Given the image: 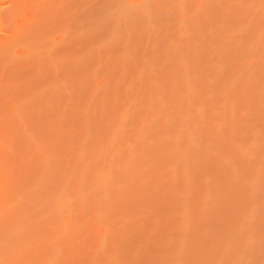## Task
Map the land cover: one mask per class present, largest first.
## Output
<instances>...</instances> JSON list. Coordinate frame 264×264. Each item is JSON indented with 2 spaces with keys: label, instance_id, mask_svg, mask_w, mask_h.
I'll return each mask as SVG.
<instances>
[{
  "label": "rangeland",
  "instance_id": "rangeland-1",
  "mask_svg": "<svg viewBox=\"0 0 264 264\" xmlns=\"http://www.w3.org/2000/svg\"><path fill=\"white\" fill-rule=\"evenodd\" d=\"M197 1L18 0L1 7L11 24L24 21L23 10L33 13L18 35L0 32V138L11 139H0L7 144L0 147L16 153L0 156L2 177L10 179L0 195V264H42L44 247L35 251L58 239L65 197L67 212L79 214L76 232L59 239L58 262L49 264H264V0ZM174 30L177 41L169 38ZM182 110L199 129L189 146L166 131ZM219 119L223 125L213 131L210 123ZM126 156L138 168L129 164L132 172L123 176ZM107 166L108 180L120 187L108 188L114 213L104 218L126 212L129 219L107 218L98 245L85 221L93 195L86 198L90 187L102 186L96 176Z\"/></svg>",
  "mask_w": 264,
  "mask_h": 264
},
{
  "label": "bare ground",
  "instance_id": "bare-ground-1",
  "mask_svg": "<svg viewBox=\"0 0 264 264\" xmlns=\"http://www.w3.org/2000/svg\"><path fill=\"white\" fill-rule=\"evenodd\" d=\"M17 1H18V0H0V32H1V33L4 32V33H5L4 35L8 34V32H9L10 34H11V33H12V34L15 33V30L17 29V27H20V25H22V23H23L24 21H25V22H24L25 24H24V23H23V24H24L25 26L29 24V23L26 24V20H28V22L30 21V16H29V15L32 14L33 12L30 13V14L28 15V14H27L28 9H27V11H24V10L22 11L23 15H22V13H21V17H20V19L22 18L21 20H23V18H24V21H23V22H22V21H17L18 19H17V20L15 19V20H16V21L14 22L15 24H13V23L11 24V21H10V23H8V21H7V23L4 21V19H3L2 16H5V15H3V12H1V11H2V10H1V7H2V9H4V8H3V5H4V4H8L7 7L11 6V8H12V6L14 7V5L17 4V3H16ZM133 1H136V2H137V1H141V0H133ZM198 1H199V2H198ZM198 1H197V2H198L199 5H200V0H198ZM201 1H202V0H201ZM197 2H196V4H198ZM212 2H213V1H212ZM240 2H241V0L239 1V3H240ZM206 4H207V3H206ZM179 5H181V3H180ZM4 6H5V5H4ZM202 6H203V5H202ZM196 7H198V5H196ZM179 8H181V6H179ZM5 9H6V7H5ZM8 9H9V8H8ZM177 9H178V6H177ZM25 10H26V9H25ZM9 12H10V11H9ZM29 12H30V11H29ZM178 12H179V10H178ZM240 12H241V11H240ZM240 12H239V13H240ZM24 13H25V14H24ZM179 13H180V12H179ZM239 13H238V14H239ZM244 13H245V11H244ZM4 14H5V13H4ZM26 14H27V15H26ZM247 14H248V12H247ZM245 15H246V14H245ZM31 16L34 17V15H31ZM182 16H183V15H182ZM182 16H181V20L179 19V21H183V20H182ZM27 17H29V19H25V18H27ZM183 17H184V16H183ZM35 19H36V17H35ZM183 19H184V18H183ZM12 21H13V20H12ZM31 21H32V19H31ZM33 21H34V18H33ZM33 21H32V22H33ZM35 21H37V19H36ZM35 21H34L32 24H34ZM262 21H263V19H262ZM239 22H240V21H239ZM262 23H263V22H262ZM7 24H10V25H7ZM32 24H31V25H32ZM245 24H246V23H245ZM258 25H259V24H258ZM28 28H31V26H29V27L27 26V28L25 27L26 30H27ZM21 29L24 30V27H23V28L20 27V30H21ZM18 30H19V28H18ZM22 30H21V31H22ZM175 30H176V29H175ZM175 30H174V32H175ZM12 31H13V32H12ZM91 31H92V30H91ZM6 32H7V33H6ZM23 32H25V31H23ZM92 32H93V31H92ZM174 32H173V34L170 33L172 37L170 36L169 38H171V39H172V38L175 39V38H174V35H175V36L180 35V34H178V33H176V32L174 33ZM177 32H179V29H178ZM262 32H263V31H262ZM25 33H26V32H25ZM179 33H180V32H179ZM257 33H258V32H257ZM12 34H11V35H12ZM15 34L18 35L17 31H16ZM15 34H14V35H15ZM22 34H23V33H22ZM170 34H169V35H170ZM251 34H252V33H251ZM259 34H260V32H259ZM261 34H262V33H261ZM4 35H2V36H4ZM14 35H13V36H14ZM16 35H15V36H16ZM7 36H8V35H7ZM9 36H10V35H9ZM13 36H12V37H13ZM15 36H14V37H15ZM91 36L93 37L92 34H91ZM167 36H168V35H167ZM252 36H253V35H252ZM21 37H22V36H21ZM96 37H97V36H96ZM1 38H2V37H1ZM6 38H8V37H6ZM10 38H11V37H10ZM53 38H55V37H53ZM53 38H52V39H53ZM80 38H81V37H80ZM80 38H79V39H80ZM84 38L87 39V40H85V41L87 42V44H88L89 41L91 42V40H92V39H89V41H88V38H89L88 36L83 37L82 39H84ZM93 38H94V37H93ZM169 38L166 39L167 42H169V41H168ZM178 38H179V37L177 36L175 40L177 41ZM3 39H4V38H3ZM82 39H80V40H81L83 43H81V41H80V42L78 41V42L85 46L86 42H85V44H84V41H83ZM163 39H164V38H163ZM241 39L243 40V38H241ZM11 40H13V38H11ZM0 41H1V40H0ZM96 41H97V40H96ZM176 41H173V43L176 42ZM235 41H236V40H235ZM12 42H13V41H12ZM92 42H93V41H92ZM162 42H165V40L162 41ZM167 42H166V44H167ZM242 42H243V41H242ZM242 42H241V43H242ZM252 42H253V41H252ZM94 43H95V42H94ZM169 43H170V42H169ZM232 43H233V42H232ZM89 44H90V43H89ZM163 44H165V43H163ZM163 44H162V45H163ZM172 45H173V44H172ZM84 46H83V47H84ZM222 46H223V45H222ZM250 46H251V45H250ZM250 46H249V47H250ZM13 47H14V46H13ZM81 47H82V46H81ZM83 47H82V49H83ZM85 47H86V46H85ZM90 47H92V46H90ZM167 47H169V46H167ZM10 48H11V47H10ZM172 48H173V47H172ZM82 49H81V50H82ZM249 49H250V48H249ZM78 50H79V49H78ZM78 50H77V51H78ZM170 50H171V49L169 48V51H170ZM173 50H174V48H173L171 51H173ZM7 51H8V50H7ZM10 51H11V50H10ZM82 51H83V50H82ZM90 51H91V50H90ZM249 51H250V50H249ZM251 52H252V51H251ZM5 53H6V52H5ZM89 53H90V52H89ZM173 53H174V52H173ZM73 54H77V55H76L77 58H79V57H81V56L83 55V53H82L81 51H79L78 53H76V52L74 51ZM231 54H232V53H231ZM235 54H236V53H235ZM4 55H5V54H4ZM11 55H12V54H11ZM86 55H87V54H86ZM2 56H3V55H2ZM71 56L74 57L75 55H72V54H71ZM230 56L232 57V55H230ZM5 57H6V56H5ZM7 57H8V56H7ZM66 57H70V55H69V56L67 55ZM87 57H89V54H88ZM90 57H92V56H90ZM122 57H123V56H122ZM231 57H230V58H231ZM243 57H244V56H243ZM9 58H10V57H9ZM81 58H82V57H81ZM81 58H80V59H81ZM83 58H84V57H83ZM235 58H236V57H235ZM68 59H69V58H68ZM70 59H72V58H70ZM70 59H69V60H70ZM89 59H91V58H89ZM89 59H88V60H89ZM127 59H128V58H127ZM231 59H233V58H231ZM237 59H238V57H237ZM237 59H236V60H237ZM239 59H240V58H239ZM242 59H243V58H242ZM93 60H94V59H93ZM93 60H91V61H93ZM119 60H120V59H118L117 61L119 62ZM123 60H124V59H123ZM123 60H122V61H123ZM84 61H85V59L83 60V62H84ZM117 61H116V64H117ZM122 61H120V62H122ZM126 61H127V60H126ZM80 62L82 63V61H80ZM180 62H181V61H180ZM180 62H179V63H180ZM185 62H186V61H185ZM81 63H80V64H81ZM90 63H91V62H90ZM93 63H94V62H92V64H93ZM88 64H89V61H88V63H87V66H89ZM111 64H112V63H111ZM186 64H188V63L186 62ZM186 64L183 63V64H181V66L183 67V65H184V67H185V66L187 67ZM91 66H92V65H91ZM188 66H189V65H188ZM142 67H143V66H142ZM144 67H145V66H144ZM182 67H181V68H182ZM184 67H183V69H182L183 71H184ZM186 67H185V68H186ZM89 68H90V67H89ZM138 68H139V67H138ZM144 69L146 70V68H144ZM174 69H176V67H175ZM147 70H149V69H147ZM177 70H178V69H177ZM185 70H187V69H185ZM142 71H143V70H142ZM179 71H180V70H179ZM171 72H172V70H171ZM90 74H92V73L90 72ZM145 75H146V74H145ZM156 76H157V75H156ZM149 77L151 78L150 75H149ZM87 78H88V77H87ZM92 78H93V77H92ZM146 78H147V77H146ZM150 78H149V79H150ZM152 78H153V77H152ZM155 78H156V77H154V81L156 80ZM29 81H30V80H29ZM86 81H87V80H86ZM86 81H85V82H86ZM89 81H90V80H89ZM92 81H93V80H92ZM27 82H28V81H27ZM94 82H96V80H95ZM97 82L99 83V81H97ZM144 82H145V81H144ZM161 82H162V81H161ZM183 82H184V81H183ZM89 83H90V82H89ZM100 83H101V81H100ZM27 84H28V83H27ZM85 84H86V83H85ZM92 84H93V83H91V85L88 84L87 87H90V88L92 89ZM95 84H96V83H95ZM146 84H147V82H146ZM23 85H25V84H23ZM23 85H22V86H23ZM28 85H29V84H28ZM86 85H87V84H86ZM96 85H98V84H96ZM32 86L34 87L35 85H31V87H32ZM94 86H95V85H94ZM94 86H93V87H94ZM99 86H100V85H99ZM99 86H98V87H99ZM96 87H97V86H96ZM108 87H109V85H108ZM29 88H30V87H29ZM40 88L43 90V88H42L41 86H40ZM109 88H111L110 90H112V87H109ZM179 88H180V87H179ZM95 89H96V88H95ZM30 90H31V88H30ZM30 90H29V91H30ZM38 90H39V87H38ZM38 90L36 89L35 91H36L39 95H42V92H43V91L40 92V90H39V91H38ZM106 90H108V89H106ZM26 91L28 92V89H27ZM44 91H45V90H44ZM104 91H105V90H104ZM25 94H26V93H25ZM29 94H30V93H29ZM31 95H32L33 97H36V96H34V95H36V93L34 94V91H33V94H31ZM48 95H49V94H48ZM67 95H68V94H67ZM67 95H66V97H68ZM22 96H23V95H22ZM26 96H27V95H26ZM32 96H29L28 98H30V97H32ZM52 96H53V95H52ZM54 96H55V95H54ZM57 96H58V95H57ZM57 96H56V99H60L61 97H64L63 94L61 95V97H58V98H57ZM70 96H71V95H70ZM19 97H20V96H19ZM37 97H38V95H37ZM46 97H47V96H46ZM71 97H72V96H71ZM13 98H16V97H13ZM40 98H41V97H40ZM50 98H51V97H50ZM54 98H55V97H53V99H54ZM64 98H65V97H64ZM88 98H90V97L88 96ZM98 98H99V97H98ZM180 98H181V97H180ZM38 99H39V98H38ZM14 100H15V99H14ZM51 100H52V99H51ZM22 101H23V103H24L23 98H22ZM22 101H21V102H22ZM27 101H28V100H27ZM41 101H43V100H41ZM53 101H54V100H53ZM55 101H56V100H55ZM61 101H62V98H61ZM11 102H14V101H11ZM11 102H10V104L12 105ZM19 102H20V101H19ZM57 102H58V101H57ZM59 102H60V101H59ZM59 102H58V103H59ZM17 103H18V101H17ZM38 103H39V102H38ZM40 103H41V102H40ZM14 104H15V103H14ZM18 104H19V103H18ZM82 105H83V104H82ZM14 106H18V105H12V107H14ZM12 107H10V108H12ZM82 107H84V106H81V108H82ZM255 107H256V106H254V108H255ZM81 108H80V109H81ZM85 108H86V107H85ZM12 110H13V108H12ZM180 111H181V110H180ZM196 111H197L198 113H203V112H204L203 109L200 108V107H196ZM254 112H255V111H254ZM178 115H179V113H178ZM188 116H189V115H188V112L185 111V110H184V111L182 110V113L179 115L178 119H176L177 123L175 124V126H174L173 128H167V129H170V130H166L170 135L172 134V135L175 137V139L177 138L179 141H180V140H181V141H183V140L186 141V142H187V145H188L189 143H190V144H193V143H191V142L193 141V140H191V139H194V140L196 141L195 136H197V134H198V132H199V129H198L197 127H195V126H193V125H191V124L189 123V118H188ZM0 124H1V122H0ZM221 124H222V123H221V120H220V119H219V120H212L211 123H210V126H211L210 128H212L213 131H219V130L221 129V126L223 125V124H222V125H221ZM2 125H3V124H2ZM173 125H174V124H173ZM170 126H171V125H170ZM114 128H115V127H114ZM163 129H164V128H163ZM223 130H224V129H223ZM223 130H222V131H223ZM109 131H110V130H109ZM109 131H108V132H109ZM112 131H113V129H112ZM162 131H163V130H162ZM166 131H164V133H166V134L168 135V133H167ZM248 131H249V130H248ZM223 132H224V131H223ZM111 133H112V132H111ZM249 133H250V132H249ZM249 133H248V134H249ZM250 134H251V133H250ZM199 135H200V134H199ZM5 136H6V135H5ZM108 136H109V135H108ZM108 136H107V138H108ZM167 137H168V136H167ZM171 137H172V136H171ZM174 137H173V138H174ZM197 137H198V136H197ZM197 137H196V138H197ZM252 138H253V137L251 136L250 140H251ZM0 139H2V138H0ZM171 139H172V138H171ZM177 139H176V141H177ZM10 140H11V139H9L8 141H5L4 138H3L2 141H1V140H0V141L3 143V141H5V142H9ZM24 140H25V139H24ZM197 140H198V139H197ZM253 140H254V138H253ZM19 141H20V142H19L20 145H21V142H22V143H25L23 140H22V141L19 140ZM107 141H108V140H107ZM172 141H174V140H172ZM189 141H190V142H189ZM5 142H4L3 145H2V143H0V146H2V147H3L4 145L7 146V144H6ZM12 142H13V140H12ZM12 142H11V143H12ZM26 142H27V141H26ZM174 142H175V141H174ZM174 142H173V143H174ZM188 142H189V143H188ZM208 142H209V141H208ZM16 143H18V142H15V144H16ZM19 143H18V144H19ZM251 143H252V141H251ZM9 144H10V142H9ZM9 144H8V146H9ZM165 144H166V143H165ZM165 144H164V145H165ZM181 144H182V143H180V146H181ZM183 144H184V143H183ZM190 144H189V145H190ZM196 144H197V143H196ZM207 144H208V143H207ZM249 144H250V143H249ZM23 145H24V144H23ZM23 145H22V146H23ZM168 145H169V143H168ZM177 145H178V144H177ZM185 145H186V143H185ZM185 145H184V146L182 145L183 148L179 146L180 148L177 149V150H180L179 152H181V150H182V152H184L183 150L187 149V147L189 146V145H188V146H185ZM6 146L4 147L3 150H2V147H0V156L2 155V154H1V150H2L3 152H5V155H6V153H7V155L5 156L6 158L10 157V155H11V157H12L13 154H16V153H13V151H14V150H12L13 147H12V148H9L10 150H12V151H10V152H12V153L8 152L9 149H8L7 151H5V149H7ZM11 146H14V145H11ZM11 146H10V147H11ZM26 146H27V144H26ZM161 146H162V144H161L159 147H161ZM169 146H172V145H169ZM169 146H168V147L165 146V147H167V149H169V148H170ZM175 146H176V144H175ZM175 146H174V147H175ZM197 146H198V145H197ZM162 147H163V146H162ZM191 147H194V145L191 146ZM21 148H24V147H21ZM25 148H26V147H25ZM171 148H172V147H171ZM196 148H198V147H196ZM155 149H157V152H159V151H164V150H161V148L159 149V151H158V148H155ZM162 149H163V148H162ZM175 149H176V148H175ZM192 149H193V148H192ZM28 150H29V149H28ZM28 150H27V153H28ZM152 150H153V149H152ZM169 150H170V149H169ZM177 150L174 151V152L179 153ZM193 150H194V149H193ZM130 151H131V150H130ZM134 151H135V150H134ZM137 151H138V150H137ZM186 151H187V150H186ZM189 151H190V150H189ZM194 151H196V149H195ZM21 152H22V150H21ZM154 152H155V151H154ZM157 152H156V153H157ZM164 152H165V151H164ZM182 152H181V153H182ZM187 152H188V151H187ZM187 152H186V153H187ZM8 153H9V154H8ZM22 153H23V152H22ZM135 153H137V152L135 151ZM156 153H155V154H156ZM160 153L162 154L163 152H160ZM168 153H170V152H168ZM181 153H180V154H181ZM188 153H189V152H188ZM3 154H4V153H3ZM17 154H19V153H17ZM163 154H164V153H163ZM163 154H162V156H163ZM180 154H179V155H180ZM24 155H25V154H23L22 156H24ZM26 155H27V154H26ZM26 155H25V156H26ZM89 155H90V154H89ZM89 155H88V156H89ZM94 155H95V154H94ZM159 155H160V154H159ZM159 155H158V156H159ZM189 155H192V153L189 154ZM189 155L187 154V156H189ZM193 155H195V157H196V153L193 154ZM193 155H192V156H193ZM2 156H3V155H2ZM7 156H8V157H7ZM15 156H16V155H15ZM92 156H93V155H92ZM92 156H91V158H90V157H89V158H90L91 160L94 161L93 163H96L97 161H95V160H96L95 158H97V157L95 156V158H94V157H92ZM130 156H131V155H130ZM183 156H184V154H183ZM192 156H190V157H192ZM127 157H128V156H126V159H125V160H124V159L122 160V164H121L120 162H119L120 165L117 163V164L119 165V167L121 166L120 168H118V170H119V172L121 173V175L123 174V176L126 175L127 173H131V172H132V170L130 169V168H132V166H130L129 164H131V165L134 164V165H135V163H137V162H135V161H132V160H135V159H131V158H127ZM190 157H189V158H190ZM225 157L227 158V156H225ZM2 158H4V157H2ZM89 158H88V159H89ZM92 158H93V159H92ZM135 158H136V157H135ZM167 158H168V157H167ZM184 158H185V157H184ZM222 158H223V157H222ZM226 158H223V159L225 160ZM98 159H99V158H98ZM136 159H140V158H136ZM159 159H160V158H159ZM187 159H188V158H187ZM192 159H193V157H192ZM4 160H5V158H4ZM91 160H90V161H91ZM155 160H157V159H155ZM161 160H162V159H161ZM166 160L169 161V159H166ZM166 160L164 161V159H163L162 161H164L165 163H167ZM1 161H2V160L0 159V195H4L3 193H4V191L6 190L5 188L9 186V185H6V184H7V183H10V179H9V182H7V183H6V181H4V179H6V178H4V177H6V175L2 177V173H1V170H2V162H1ZM84 161H86V160H84ZM90 161H88V162H90ZM101 161H102V160H99V162H97V164H98V163L102 164ZM140 161H141V160H140ZM142 161H143V160H142ZM148 162H149V161H148ZM169 162H170V161H169ZM175 162H176V161H175ZM6 163H7V162H6ZM90 163H91V162H90ZM142 163H143V162H142ZM155 163H156V162H155ZM157 163H158V162H157ZM97 164H96V165H97ZM100 164H99V165H100ZM115 164H116V163H115ZM138 164H139V163H138ZM138 164H137V165H138ZM143 164H144V163H143ZM170 164H171V163H170ZM177 164H178V163L174 164V166H172V167L175 168V165H177ZM145 165H147V164H145ZM151 165H152V164H151ZM159 165H160V164H159ZM255 165H257V164L255 163ZM140 166H141V164H140ZM153 166H154V165H153ZM156 166H157V165H156ZM156 166H155V167H156ZM169 166H170V165H169ZM182 166H183V164H182ZM182 166H181V168H183ZM248 166H249V164H248ZM107 167H108V166H107ZM117 167H118V166H116L115 168L117 169ZM135 167L138 168V166H136V165H135ZM146 167H147V166H146ZM163 167H164V166H163ZM167 167H168V164H167ZM167 167H166V168H167ZM176 167H177V166H176ZM186 167H187V166H186ZM253 167H255V166H253ZM256 167H257V169L259 170L258 165H257ZM109 168H110V167H108L107 171H105L106 169H105V170L102 169V170H104V172L101 170L103 173L100 172V173H98L99 175L96 176V177H97V180H96V181L99 182V183L102 185V186H100L99 189H96V190H95V189H91V187H90V190H94V191H93L92 193H89V191H90L89 188H87L89 191L85 189V187H87L86 184H85V187H84V189L86 190V192H88L89 194H91V195H89V199L86 198V200H87V201L91 200V197H90V196L93 195V196H92V198H93V199H92V200H93V203H92V202H89V203H88V204H91V210H92V211H91V212H92L91 214H92V215H91V216L89 217V219H87V220L84 218V216H83V218L85 219L86 224L90 226V227H89V228H91L90 231H93V233H92V237L94 236V239H95V240H99V241H98V245H99L100 239H102V237H103L104 239L106 238V237H104L103 235L107 233V232H106V229L109 227V226H108L109 224L107 225V221H108V223H110V222L112 221V220L110 219V217H111V218L114 217V219H124V216H123V215L126 214V212H125V214H122V215L119 213L117 216H116V215H112V216H111V214H110V217H109V216L107 217L108 219L111 220L110 222H109V220H107V218H106V219L104 218V217H105L104 215L108 214V212H110V213H114L113 210L110 209V208H111V206H110L111 204H110V203L112 202L113 198H110V197L107 195V194H108V193H107L108 188H110V187H112V188H116V187L118 188V187H120V184H119V186H118V182H114V181H110V180H108V178H109L108 176L110 175V172H109V171H111ZM115 168H114V169H115ZM133 168H134V167H133ZM142 168H143V167H142ZM144 168H145V166H144ZM144 168H143V169H144ZM149 168H151L150 165H149ZM156 168H157V167H156ZM158 168H159V167H158ZM160 168H161V167H160ZM169 168H170V167H169ZM181 168H180V169H181ZM3 169H4V168H3ZM116 169H115V170H116ZM120 169H121V170H120ZM140 169H141V167H140ZM147 169H148V168H147ZM170 169H171V168H170ZM187 169H188V168H187ZM187 169H185V170L187 171ZM255 169H256V168H254V170H255ZM257 169H256V170H257ZM115 170H112V171H115ZM177 170H179V168H177ZM185 170H184V168L181 169V171H182V172H181V173H182V177H184L183 180H185V179L188 178V179L186 180V181H188V180H189V176H188L187 174H184V173H186ZM232 170H233V169H232ZM256 170H255V172L259 173L258 170H257V171H256ZM116 171H117V170H116ZM136 171H137V170H135V172H136ZM143 171H144V170H143ZM171 171L174 172L175 170H171ZM171 171H170V172H171ZM233 171H234V173H235V170H233ZM98 172H99V171H98ZM137 172H138V171H137ZM144 172H145V171H144ZM147 172H148V171H147ZM161 172H162V170H161ZM172 172H171V173H172ZM202 172H203V171H202ZM101 173H102V174H101ZM114 173H115V172H114ZM120 173H117V174H120ZM139 173H140V171H139ZM141 173H142V172H141ZM141 173H140V174H141ZM148 173H149V172H148ZM187 173H188V172H187ZM199 173H200V171H198V173L195 172V176H194V174L192 173V174H193L192 177H194V179H195V178H198V176H200ZM5 174H6V173H5ZM112 174H113V172H112ZM160 174H162V173H160ZM164 174H165V173H164ZM198 174H199V175H198ZM232 174H233V173H232ZM130 175H132V174H130ZM141 175H142V174H141ZM141 175L138 176V179H139L140 177L143 176V175H142V176H141ZM148 175H149V174H148ZM154 175H155V172H154ZM197 175H198V176H197ZM203 175H204V174H203ZM111 176H112V175H111ZM151 176H152V175H151ZM196 176H197V177H196ZM8 177H9V175H8ZM8 177H7V180H8ZM12 177H14V176H12ZM12 177H11V183L15 180V179H14V180L12 181V179H13ZM125 177H126V176H125ZM134 177H135V175H134ZM134 177H133V179H134ZM160 177H161V175H160ZM182 177H181V178H182ZM203 177H204V176H203ZM233 177L235 178V174H234ZM127 178H128V177H127ZM146 178H147V177H146ZM149 178H150V177H149ZM151 178H153V177H151ZM199 178H200V177H199ZM110 179H111V178H110ZM135 179H136V178H135ZM144 179H145V177H144ZM144 179L142 178L140 182H142V181H146V179H145V180H144ZM194 179H192V180H194ZM130 180H132V179H130ZM136 180H137V179H136ZM136 180H135V181H136ZM139 180H140V179H139ZM139 180H138V181H139ZM174 180H175V179H174ZM180 180H181V179H180ZM196 180H197V179H196ZM196 180H194V181H196ZM138 181H137L136 183H138ZM157 181H158V179H157ZM123 182H124V181H123ZM129 182H130V181H129ZM133 182H134V181H133ZM154 182H155V180H154ZM167 182H168V181H167ZM244 182H245V181H244ZM80 183H82V182H80ZM80 183H79V184H80ZM125 183H127V182H125ZM136 183H135V184H136ZM147 183H148V182H147ZM149 183L151 184V182H149ZM130 184H131V183H130ZM130 184H129V185H130ZM139 184H140V183H139ZM139 184H138V185H139ZM142 184H143V183H142ZM127 185H128V184H126V186H127ZM11 186H12V185H11ZM123 186H125V185H123ZM146 186H147V185H146ZM149 186H152V185H149ZM147 187H148V186H147ZM147 187H146V188H147ZM93 188H94V187H93ZM131 188H132V187H131ZM133 188L135 189V187H133ZM143 188H144V187H143ZM121 189H123V188H121ZM129 189H130V186H129ZM140 189H141V188H140ZM85 190H84V191H85ZM7 191H8V188H7ZM9 191H10V189H9ZM135 191H137V190L135 189ZM138 191H139V190H138ZM94 192H95V193H94ZM202 193H203V195H205V192H202ZM6 194H7V193H6ZM9 195H10V194H9ZM77 195H78V194H77ZM85 195H86V193H85ZM203 195H202V196H203ZM200 196H201V195H200ZM77 197H78V196H77ZM203 197H204V199H205V196H203ZM203 197H202V198H203ZM65 198H67V197H65ZM65 198H62V199H63V200H62V203H61V202L58 203V204H61V205H59V208L57 207L58 209H60L59 211H58V209H57V212H58V215H57V217H58V221L55 223V224H58V225L55 226V229H56V231H57V235H56V236H57L58 239H55V240L51 241L50 243H48V244L45 245V246L42 245V244L39 245V248H38L39 250L37 249V251H35V254H38V253L41 251V249L44 247L45 254H44V256H43V258H42V260H41V261H42V264H49V263H51V262H55V263L58 262L57 254H58V251H60V250H59L60 248H58V247H59L58 245H61V243L59 244V242H58L59 239L62 238V237L65 238V237L69 236V235H67L66 233L69 232V234H70L71 231H73V230L76 229V228H75L76 225H77V219H76V218L78 217L79 214H77V212H76L77 216L74 217L75 215L72 214V213H73L72 211H71V212H72L71 214L67 212L66 209L70 207L69 204H70L71 202L69 203V202H68L69 200L66 201L68 198H67V199H65ZM78 198H79V200H80V198H82V197L79 196ZM202 198H201V199H202ZM83 200H84V199H83ZM83 200H82V201L80 200V202H81L82 204H83V202L85 201V200H84V201H83ZM92 200H91V201H92ZM199 200H200V199H199ZM197 201H198V200H197ZM200 201H201V200H200ZM202 202H203V201H202ZM204 202H205V201H204ZM81 203H80V204H81ZM116 203H117V202H116ZM198 203H199V202H198ZM198 203H197V204H198ZM77 204H79V203H78V199H77V203H76V205H75L76 207L78 206ZM80 204H79V205H80ZM86 204H87V203H86ZM86 204H85V202H84V204H83L81 207L83 208V206L86 205ZM112 204H113V202H112ZM202 204L205 205L206 203H202ZM70 205H71V204H70ZM73 205H74V204H73ZM115 205H116V204H115ZM198 205H199V204H198ZM200 205H201V203H200ZM68 206H69V207H68ZM116 206H118V204H117ZM79 207H80V206H79ZM84 207H85V206H84ZM88 207H90V206H88ZM113 207H114V205L112 206V208H113ZM119 207H120V206H119ZM201 207H202V206H201ZM82 208H81V209H82ZM114 208H117V207H114ZM83 209H84V208H83ZM88 209H89V208H88ZM117 209H118V208H117ZM77 210H78V209H77ZM77 210H76V211H77ZM81 211H82V210H80V213H81ZM83 211L86 212L87 210L84 209ZM115 211H116V210H115ZM123 211H124V210H123ZM69 212H70V211H69ZM117 212H118V210H117ZM117 212H115V214H116ZM121 212H122V211H121ZM78 213H79V212H78ZM74 214H75V213H74ZM84 214H85V213H84ZM84 214H83V215H84ZM87 214H88V213H87ZM87 214H86V215H87ZM80 216H82V215L80 214ZM127 217H129V215H128ZM87 218H88V217H87ZM79 219H80V218H79ZM81 219H82V218H81ZM81 219H80V221H81ZM125 219L128 220L129 218H125ZM125 219H124V220H125ZM105 220H106V221H105ZM124 220H123V221H124ZM82 221H83V220H82ZM119 222H120V221H119ZM90 224H91V225H90ZM110 224H111V223H110ZM117 224H118V221H117ZM119 224H122V223H119ZM119 224H118V225H119ZM113 225H115V223H113ZM125 225H126V224H124V226H125ZM129 225H130V224H129ZM129 225H127V226H129ZM115 226H117V225H115ZM121 226H122V225H121ZM121 226H119V227H121ZM124 226H123V228H124ZM110 229H111V228H110ZM132 229H133V228H132ZM108 230H109V229H108ZM116 230H118V229H116ZM123 230H124V229H123ZM137 230H138V229H137ZM85 231H86V230H85ZM111 231H112V230H111ZM118 231H119V230H118ZM121 231H122V230H121ZM125 231H126V229H125ZM75 232H76V230H75ZM83 232H84V231H83ZM116 233H117V232H116ZM118 233H119V232H118ZM121 233H122V232H121ZM125 233H128V232H125ZM109 234H110V233H109ZM111 234H112V233H111ZM111 234H110V235H111ZM66 235H67V236H66ZM85 235H86V234H85ZM89 235H90V234H89ZM114 235H115V234H114ZM112 236H113V235H112ZM73 237H74V236H73ZM76 237H77V236H76ZM69 238H70V237H69ZM69 238H68V239H69ZM107 238H108V235H107ZM65 239H67V238H65ZM73 239H75V238H73ZM92 239H93V238H92ZM108 239H109V238H108ZM110 239H111V237H110ZM49 240H50V239L47 238V241H49ZM61 240H62V239H61ZM70 240H71V239H70ZM66 241H67V240H66ZM66 241H65V242H66ZM72 241H73V240H72ZM83 241H84V240H83ZM63 243H64V242H63ZM69 243H70V242H69ZM77 243H78V242H77ZM101 243H102V242H101ZM75 244H76V243H75ZM103 244H104V243H103ZM94 245H95V244H94ZM97 247H98V246H97ZM69 248H70V247H69ZM89 248H90V247H89ZM70 249H71V248H70ZM68 251H70V250H68ZM105 251H106V250H105ZM106 252H108V251H106ZM106 252H105V253H106ZM110 252H111V251H110ZM14 253H16V252L14 251ZM64 253H65V252H64ZM108 253H109V252H108ZM17 254H18V252H17ZM66 254H67V253H66ZM69 254H70V253H69ZM109 254H110V253H109ZM21 255H22V254H21ZM21 255H17V256L14 258V261L16 262V261H20V260H22V259H23V255H22V256H21ZM115 255H116V254H115ZM74 256H75V255H74ZM93 256H94V255H93ZM13 257H14V254H13ZM13 257H12L11 259H13ZM62 257H63V256H62ZM106 257H107V256H106ZM108 257H109V258L111 257V258L113 259V257H112L111 255L108 256ZM115 257H116V256H115ZM65 258H66V257H65ZM89 258H90V257H89ZM89 258H88V259H89ZM109 258H108V259H109ZM119 258H120V257H119ZM59 259H60V258H59ZM75 259H76V258H75ZM90 259H91V258H90ZM108 259H107V260H108ZM116 259H117V257H116ZM69 260H70V259H69ZM98 260H99V259H98ZM60 261L63 262V260H60ZM65 262H66V261H65ZM106 262H107V261H106ZM55 263H54V264H55ZM59 263H60V262H59ZM74 264H75V263H74Z\"/></svg>",
  "mask_w": 264,
  "mask_h": 264
}]
</instances>
